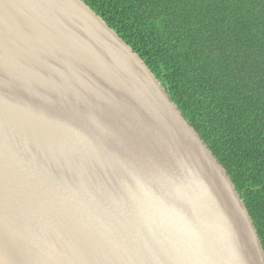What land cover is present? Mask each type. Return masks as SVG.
<instances>
[{"label": "water", "instance_id": "water-1", "mask_svg": "<svg viewBox=\"0 0 264 264\" xmlns=\"http://www.w3.org/2000/svg\"><path fill=\"white\" fill-rule=\"evenodd\" d=\"M0 264H264L224 167L82 0H0Z\"/></svg>", "mask_w": 264, "mask_h": 264}, {"label": "trees", "instance_id": "trees-1", "mask_svg": "<svg viewBox=\"0 0 264 264\" xmlns=\"http://www.w3.org/2000/svg\"><path fill=\"white\" fill-rule=\"evenodd\" d=\"M224 167L264 250V0H82Z\"/></svg>", "mask_w": 264, "mask_h": 264}]
</instances>
